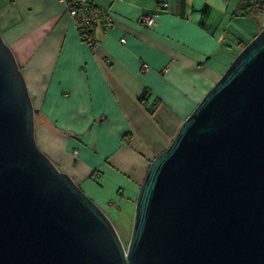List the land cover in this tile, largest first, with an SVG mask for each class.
<instances>
[{"label":"water","instance_id":"water-1","mask_svg":"<svg viewBox=\"0 0 264 264\" xmlns=\"http://www.w3.org/2000/svg\"><path fill=\"white\" fill-rule=\"evenodd\" d=\"M0 264H264V26L150 161L126 248L37 146L0 35Z\"/></svg>","mask_w":264,"mask_h":264},{"label":"crops","instance_id":"crops-1","mask_svg":"<svg viewBox=\"0 0 264 264\" xmlns=\"http://www.w3.org/2000/svg\"><path fill=\"white\" fill-rule=\"evenodd\" d=\"M94 2L111 23L91 28L93 47L60 0H0V35L25 79L39 149L97 205L134 206L150 161L262 20L238 15L239 0Z\"/></svg>","mask_w":264,"mask_h":264},{"label":"built area","instance_id":"built-area-1","mask_svg":"<svg viewBox=\"0 0 264 264\" xmlns=\"http://www.w3.org/2000/svg\"><path fill=\"white\" fill-rule=\"evenodd\" d=\"M73 20L76 30L82 41L94 46L96 40L88 35V30L99 24L105 28L111 23V17L106 10L96 7L94 0H60ZM240 1V0H239ZM252 5L247 15L264 20V0H244ZM249 13V14H248ZM155 15H142L140 23L146 27H151L155 22ZM124 39H120L123 42ZM146 69V65L142 66Z\"/></svg>","mask_w":264,"mask_h":264},{"label":"rangeland","instance_id":"rangeland-1","mask_svg":"<svg viewBox=\"0 0 264 264\" xmlns=\"http://www.w3.org/2000/svg\"><path fill=\"white\" fill-rule=\"evenodd\" d=\"M257 20L260 21L261 19L258 18ZM263 26L264 20L261 21V24L258 27L259 30ZM108 201L106 203L102 202L98 206L105 212L106 216L115 228L124 248H126L131 234L135 204L133 206V204L127 203L125 201H117V203L112 201V205L109 206Z\"/></svg>","mask_w":264,"mask_h":264},{"label":"trees","instance_id":"trees-1","mask_svg":"<svg viewBox=\"0 0 264 264\" xmlns=\"http://www.w3.org/2000/svg\"><path fill=\"white\" fill-rule=\"evenodd\" d=\"M252 5L248 2H245L244 0H240L239 1V4H238V10H237V14L238 15H241V16H248L247 15V11L250 12L249 10L251 9ZM249 14V13H248ZM94 27V26H93ZM88 32V35L89 36H92L91 35V28L87 31ZM258 33V32H257ZM256 33V34H257ZM255 34V35H256ZM254 35V36H255ZM248 42H244L242 44H240V49H242ZM158 104V100H154L153 103L151 104V106L148 108V111L150 113L153 112L154 108L157 106ZM112 201H108V205L111 206L112 205Z\"/></svg>","mask_w":264,"mask_h":264}]
</instances>
